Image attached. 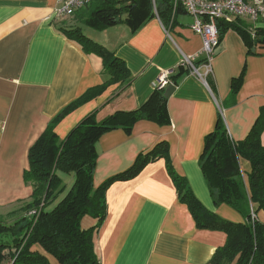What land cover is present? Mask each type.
I'll use <instances>...</instances> for the list:
<instances>
[{
  "label": "crops",
  "instance_id": "1",
  "mask_svg": "<svg viewBox=\"0 0 264 264\" xmlns=\"http://www.w3.org/2000/svg\"><path fill=\"white\" fill-rule=\"evenodd\" d=\"M55 6L56 0H0V215L29 200L32 186L23 178L28 150L50 120L104 82L101 57L85 52L65 33L78 27L121 60L130 79L108 85L65 114L54 128L59 139L91 113L101 121L116 111L139 108L152 96L161 72L167 71L174 85L161 108L137 120L130 131L119 127L99 137L93 187L130 168L139 153L165 142L175 172L201 204L223 219L245 222L234 208L214 204L199 159L204 137L219 118L233 141L243 140L258 119L264 120V43H252L254 31L264 29V16L256 22L246 17L219 22L222 33L205 84L181 67L184 56L195 62L202 57L201 36L191 29L193 17L184 9L172 5L163 22L154 7L155 15L134 30L125 14L97 29L86 24L87 7L78 10L82 16L76 12L62 19L53 15ZM260 139L264 145V128ZM239 166L246 180L250 163L241 158ZM59 176L65 189L58 199L74 180L72 174ZM105 204V216L93 233L100 264H211L226 240L223 231L196 225L178 199L162 157L135 177L109 184ZM256 218L264 223V212ZM96 223L85 215L80 226L89 229ZM32 250L49 264H60L38 244Z\"/></svg>",
  "mask_w": 264,
  "mask_h": 264
},
{
  "label": "trees",
  "instance_id": "2",
  "mask_svg": "<svg viewBox=\"0 0 264 264\" xmlns=\"http://www.w3.org/2000/svg\"><path fill=\"white\" fill-rule=\"evenodd\" d=\"M154 6L163 22L170 18L171 0H89L83 7L88 10L86 24L94 28L111 26L117 23V17L121 21L125 14L126 20L136 30L155 15ZM76 12L82 16V12ZM220 21L225 20L217 22L219 38L222 33ZM65 33L79 42L85 52L101 57L104 82L64 107L30 146L28 168L24 170L23 178L25 183L31 184L32 191L29 200L20 207L24 214L12 224L2 220L0 215V264H49L45 256L32 250L35 244L60 264H100L94 251L93 233L105 216L106 188L115 180L135 177L148 163L161 157L165 160L178 199L187 205L196 225L220 230L226 235L224 245L215 250L211 264H264V223L256 218L258 211L264 212V145L260 139L264 120L258 119L243 140L233 141L219 118L214 129L204 137L199 159L214 204L234 208L245 215V222H231L207 210L195 197L186 179L175 172L165 142L156 144L148 152L139 153L130 168L109 177L95 189L93 172L99 137L119 127L130 131L137 120L161 108L167 97L162 90L154 89L152 96L135 110L116 111L101 121L91 113L64 139H59L54 128L65 114L108 85L117 82L127 84L130 79L125 64L102 45L83 35L78 27L68 28ZM252 43H264V29L254 31ZM241 158L250 163L246 180L239 166ZM60 173L72 174L74 180L63 197L58 199L65 189ZM32 210L35 213L29 216ZM85 215L97 219L95 227L81 228L80 221Z\"/></svg>",
  "mask_w": 264,
  "mask_h": 264
},
{
  "label": "built area",
  "instance_id": "3",
  "mask_svg": "<svg viewBox=\"0 0 264 264\" xmlns=\"http://www.w3.org/2000/svg\"><path fill=\"white\" fill-rule=\"evenodd\" d=\"M89 0H56L53 15L56 18L72 17L77 10L85 6ZM173 8H182L193 17L191 29L201 36L202 57L199 65H195L193 57L184 56L181 65L199 77L206 84V77L211 73L210 61L218 46L219 20L230 21L233 17H246L253 22L264 16V0H171ZM168 72H161L155 79L153 88L162 90L170 84ZM35 211H30L29 216ZM252 217L254 214L252 213Z\"/></svg>",
  "mask_w": 264,
  "mask_h": 264
},
{
  "label": "rangeland",
  "instance_id": "4",
  "mask_svg": "<svg viewBox=\"0 0 264 264\" xmlns=\"http://www.w3.org/2000/svg\"><path fill=\"white\" fill-rule=\"evenodd\" d=\"M20 206L16 210H14V211H12V212H10L8 214L3 215L2 216V220H4L7 223L12 224L15 221V219L19 217V215L24 214V212L20 210Z\"/></svg>",
  "mask_w": 264,
  "mask_h": 264
},
{
  "label": "water",
  "instance_id": "5",
  "mask_svg": "<svg viewBox=\"0 0 264 264\" xmlns=\"http://www.w3.org/2000/svg\"><path fill=\"white\" fill-rule=\"evenodd\" d=\"M119 19H120V18L117 17L115 21H119ZM173 90H174V85H173L172 83H170V84H168L167 87L164 89V91H163V95H164L165 97H168V96L173 92Z\"/></svg>",
  "mask_w": 264,
  "mask_h": 264
}]
</instances>
